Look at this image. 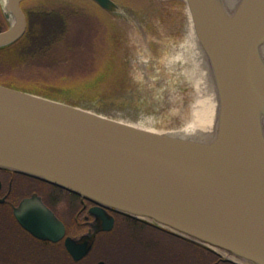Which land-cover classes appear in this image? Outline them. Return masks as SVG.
Returning a JSON list of instances; mask_svg holds the SVG:
<instances>
[{
  "label": "water",
  "instance_id": "obj_1",
  "mask_svg": "<svg viewBox=\"0 0 264 264\" xmlns=\"http://www.w3.org/2000/svg\"><path fill=\"white\" fill-rule=\"evenodd\" d=\"M114 13L116 0H94ZM6 0L0 48L28 27ZM217 94L204 138L160 132L0 83V166L24 172L244 264H264V0H186ZM113 226L105 210L95 211ZM53 218H57L56 216ZM37 234L60 238L56 229ZM94 237L68 238L76 260ZM99 264H105L102 260Z\"/></svg>",
  "mask_w": 264,
  "mask_h": 264
},
{
  "label": "rangeland",
  "instance_id": "obj_2",
  "mask_svg": "<svg viewBox=\"0 0 264 264\" xmlns=\"http://www.w3.org/2000/svg\"><path fill=\"white\" fill-rule=\"evenodd\" d=\"M75 1L82 4L84 12L80 22L72 20L73 24L77 23L76 31L82 28L79 33L86 32V43L84 40L80 43H85L81 48L83 62L76 59L78 55H73L69 58L70 68L61 66L66 65L64 60L49 59L39 61L46 62L42 66L32 61L5 68L0 65V83L21 85L43 96L155 131H179L189 125L193 108L207 88V68L196 48V33L186 0H117L121 10L109 15L91 0ZM106 25L115 33L117 43L112 73L96 68L100 62L97 51L102 55L105 48L100 39L111 33ZM63 51L64 46L58 49V54ZM69 53L68 50L62 55ZM194 66H198L199 75L194 76L199 85L191 74ZM66 72L74 77L89 74L85 77L89 80L63 82L61 77ZM211 107L215 114L216 103ZM214 126L215 119L211 132ZM145 236L161 241L165 237L152 231ZM122 253L130 255L128 250ZM107 260H111L110 256Z\"/></svg>",
  "mask_w": 264,
  "mask_h": 264
},
{
  "label": "flooded vegetation",
  "instance_id": "obj_3",
  "mask_svg": "<svg viewBox=\"0 0 264 264\" xmlns=\"http://www.w3.org/2000/svg\"><path fill=\"white\" fill-rule=\"evenodd\" d=\"M105 210L113 217V226L103 229L104 220L95 211ZM57 218H53V217ZM55 228L56 237L37 234L42 229ZM151 232L146 222L113 208L104 207L87 197L36 176L0 166V264H99L107 257L115 264H144L135 245L129 256L111 253L109 239H129ZM94 237L88 254L76 260L67 246V239ZM212 264H244L235 259H214L205 253ZM200 262L202 263L201 259Z\"/></svg>",
  "mask_w": 264,
  "mask_h": 264
},
{
  "label": "trees",
  "instance_id": "obj_4",
  "mask_svg": "<svg viewBox=\"0 0 264 264\" xmlns=\"http://www.w3.org/2000/svg\"><path fill=\"white\" fill-rule=\"evenodd\" d=\"M33 1L37 2V0H23L22 5L28 20L27 31L18 41L0 48V65L5 68L6 65H22L32 61L38 63L37 66H42L44 65L43 63L46 62L39 61L49 59L57 61L64 60L65 63H59L66 65L61 66L63 68H70L69 58L71 59L73 55H78V58L76 59L83 62V51L81 48L83 49L82 46H84L87 41L84 37L86 32L80 34L79 31H81L82 28H77L79 31H76L74 25L77 23L73 24L75 21H72L73 19H76V21L80 22V17L84 18L82 4L75 0H38L37 4L34 5ZM100 8L105 14H110L107 10L102 7ZM71 22L73 26L71 25ZM8 27L9 21L5 17L4 10L0 5V31L5 30ZM107 27L109 30V26ZM109 32L111 33L106 34L104 39H100L102 40L101 46L103 45V47H105L104 53L102 51L101 55V52L97 51L100 56V62L96 68H99V70L101 69L100 72L104 73L113 72V66L115 65V60L117 58V43L114 39L115 33H112L111 28ZM85 36L87 37V35ZM82 40L85 41L83 45L80 44ZM74 41L77 42L76 45H74ZM62 46H64V53L68 50L70 51L69 55H62L63 52L58 54V49ZM55 51L57 55L55 54ZM54 55L57 59L53 57ZM101 57H103L102 60ZM72 62L75 64V58H72ZM87 70L88 68L86 69V72ZM38 73H40L39 70H37V74ZM88 75H82L81 77L77 75L74 77L71 73L66 72V74L61 77V80L63 82H86L89 80L85 79V77L88 78ZM8 85L29 90L28 88L17 84ZM146 225L156 235H159L160 237L165 235V237H162L163 241L155 238H148V236L146 237V232L122 240L112 236V239H109L111 253H113V255L120 254L124 252V250L129 251V248H131L132 245H135L141 256L145 259L144 264H212L214 260L212 259L211 261H208L205 254H210V252L214 255V259L221 260L220 255L202 244L181 237L171 231H167L150 223L146 222ZM166 251L172 252L165 254ZM194 258H199L198 262L195 261ZM200 259L202 263L200 262ZM108 263L115 264V259L113 261L108 260ZM128 263L130 264V262Z\"/></svg>",
  "mask_w": 264,
  "mask_h": 264
},
{
  "label": "bare ground",
  "instance_id": "obj_5",
  "mask_svg": "<svg viewBox=\"0 0 264 264\" xmlns=\"http://www.w3.org/2000/svg\"><path fill=\"white\" fill-rule=\"evenodd\" d=\"M222 1L224 2L223 5L226 8L232 9L233 7L231 5L236 4L239 0H222ZM5 3H6V0H0V5L2 7L5 6ZM194 39L196 43V48L198 49V52L200 53L199 55L201 57V62H203L207 68V70H205V78L207 79L206 87L209 88L210 93L209 91L207 92L206 90L207 88H204V93L202 94L201 92L198 102L195 104L193 108V118L191 122L189 123V125L184 126L183 128H181V130L177 132L180 134L186 135V136H191L195 138H204L208 136V134H211V131L213 128V122H214L216 113L214 114V109L213 107H211V104L217 103V94L215 90V84L212 78V73H211L208 57L203 47L200 45L197 36H195ZM263 54H264V48H263ZM193 69L194 70H191L192 76H194L195 74L199 75L196 71L198 70V66H194ZM194 77H195V81H197V76H194ZM197 84H198V81H197ZM133 125L135 124L133 123ZM136 126L138 125L136 124Z\"/></svg>",
  "mask_w": 264,
  "mask_h": 264
}]
</instances>
